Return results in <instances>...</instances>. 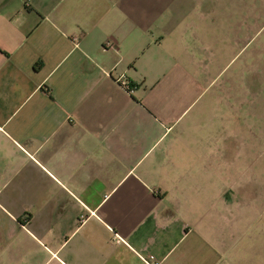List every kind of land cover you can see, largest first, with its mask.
<instances>
[{"label":"crops","instance_id":"crops-1","mask_svg":"<svg viewBox=\"0 0 264 264\" xmlns=\"http://www.w3.org/2000/svg\"><path fill=\"white\" fill-rule=\"evenodd\" d=\"M224 12L0 0V264H264L206 155L238 113L207 91L238 47Z\"/></svg>","mask_w":264,"mask_h":264},{"label":"rangeland","instance_id":"rangeland-1","mask_svg":"<svg viewBox=\"0 0 264 264\" xmlns=\"http://www.w3.org/2000/svg\"><path fill=\"white\" fill-rule=\"evenodd\" d=\"M224 13L236 16L237 50L226 52L208 76L215 81L207 91L223 93L224 101L237 97L238 113L221 130L217 153L207 148V159L220 157L223 202L251 236H264V0H222ZM249 26V30L247 29ZM229 53V54H228ZM209 161V160H208ZM214 164V163H213ZM214 167V165H212Z\"/></svg>","mask_w":264,"mask_h":264},{"label":"built area","instance_id":"built-area-1","mask_svg":"<svg viewBox=\"0 0 264 264\" xmlns=\"http://www.w3.org/2000/svg\"><path fill=\"white\" fill-rule=\"evenodd\" d=\"M106 45L108 46L109 44L108 43H106ZM119 83H120V85H121V87L124 89V90H126L127 92H132L133 91V87H132V85H130L125 79H121L120 81H119ZM2 129H1V127H0V131H1ZM146 264H149V263H147L146 262Z\"/></svg>","mask_w":264,"mask_h":264}]
</instances>
